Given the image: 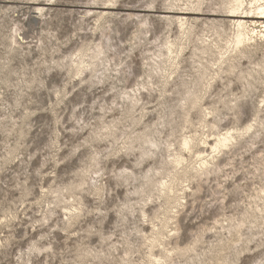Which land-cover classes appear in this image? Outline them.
<instances>
[{"label": "rangeland", "instance_id": "374dc122", "mask_svg": "<svg viewBox=\"0 0 264 264\" xmlns=\"http://www.w3.org/2000/svg\"><path fill=\"white\" fill-rule=\"evenodd\" d=\"M148 1H113L106 54L113 65L104 70L101 64L93 76L90 70L76 75L72 60L82 46L87 54L96 48L95 14L104 4L0 0V264H153L152 253L168 259L165 264H264V127L225 153L221 170L187 179L185 185L202 188L188 191L184 207L169 205L146 183L144 175L160 166L164 151L140 163L138 149H126L147 122L164 121L155 135L161 143L202 132L196 109L185 123L175 102L150 98L132 108L118 100L135 80L128 67L141 71L139 82L145 78L152 45L138 43L135 21L124 15L128 8L143 15ZM162 3L156 0L158 11ZM148 14L166 34L163 14ZM15 33L23 41L16 44ZM255 99L238 126L252 121ZM216 104L223 124L235 127L232 113ZM185 155L193 165L196 153ZM136 187L142 192L134 193ZM176 215L179 238H162L166 250L152 234L173 233ZM177 246L188 248L187 256Z\"/></svg>", "mask_w": 264, "mask_h": 264}, {"label": "bare ground", "instance_id": "6f19581e", "mask_svg": "<svg viewBox=\"0 0 264 264\" xmlns=\"http://www.w3.org/2000/svg\"><path fill=\"white\" fill-rule=\"evenodd\" d=\"M113 1L94 0L95 4L105 5L95 14L97 25L94 32L100 31L101 37L97 43L95 42L96 48L91 49V54L85 53L84 46L78 49L76 59L72 60L76 67V75H81L87 70H90L91 74L98 72L101 64L106 68L104 70L109 69L108 65H113L110 56H106L112 46V27L107 26V23L110 24L113 15V12L110 13L107 10L115 7L117 3ZM162 2L164 10L158 11L159 6L156 5V0H149L147 5L143 6H147L143 15L132 8H128L124 15L126 20L132 19L136 23L138 34L135 36L138 43L143 42L152 47L147 49L149 53L144 57L148 61L147 69L142 73L145 78L139 82V77L142 76L141 71L135 72L132 65L128 67L131 70L129 74L126 71L125 73L128 75L132 73L135 80L131 84V91H124L123 95L118 96V100L121 98L128 101L132 108H137L140 103L150 98L161 102H175V108L178 106L182 109L180 117L185 123H192L189 120L190 113L193 109L197 110L202 132L196 130L188 135L178 133L180 138L167 139L161 143L155 135L162 133L158 126L164 121L147 122L145 131L131 137L126 148L128 151L138 149L140 163L148 157L157 156V149L160 152L164 151L160 166H150L144 175L146 183L152 182L159 194L158 197H164L169 205L184 207L187 204V198H190L188 191L193 195L201 187L198 184L194 190L184 182L189 178L200 179L221 170V157L240 144L243 145L247 137H253L258 134L255 132L259 128L264 127V0H162ZM107 3L112 4L107 5ZM149 12L163 14V16L159 15L168 30L166 34L160 35ZM201 16L205 17L201 18ZM14 36L16 44L24 39L20 33H15ZM216 83L219 85L221 83L222 88H215ZM134 85L136 87H133ZM155 85L158 89H154ZM153 91L157 93L154 94ZM216 97L217 100H215ZM254 97L256 99L251 107L252 121L238 126L244 119L242 116L247 111L248 102H252ZM218 102L232 113L231 121L236 124L235 127H227L228 125L223 124L224 117H221L223 114H220L221 107L216 104ZM170 113L174 115L172 111ZM181 126L184 129V124ZM204 129H207V133ZM172 136H174L173 133ZM185 152L196 153V161L193 165L190 164V159ZM126 171L127 169L124 170ZM131 174L134 175L133 170ZM129 178L130 176H127V179ZM180 185L181 188L178 189ZM93 186L95 190H101L96 183H93ZM139 192L142 191L136 187L134 193ZM261 209L264 211V204ZM141 210L146 216L145 210ZM175 219L176 226L174 225L173 233L165 234L163 228L153 231L152 235H156V242L162 244L164 248L167 241L165 237L179 238L180 221L177 215ZM162 238H165L164 241ZM196 244L197 242L194 243ZM176 249L181 254L189 251L188 248L180 249L178 246ZM180 252L179 255H181ZM151 256L154 258L153 264H165L168 260L164 258L162 260L153 253Z\"/></svg>", "mask_w": 264, "mask_h": 264}]
</instances>
